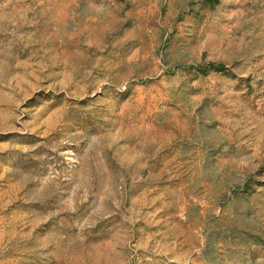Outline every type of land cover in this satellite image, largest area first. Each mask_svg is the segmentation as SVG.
Wrapping results in <instances>:
<instances>
[{"label":"rangeland","instance_id":"obj_1","mask_svg":"<svg viewBox=\"0 0 264 264\" xmlns=\"http://www.w3.org/2000/svg\"><path fill=\"white\" fill-rule=\"evenodd\" d=\"M0 264H264V0H0Z\"/></svg>","mask_w":264,"mask_h":264}]
</instances>
